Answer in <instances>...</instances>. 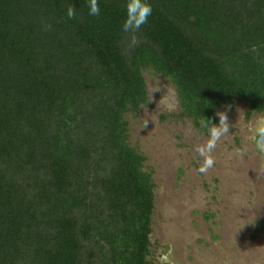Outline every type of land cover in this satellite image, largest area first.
Returning a JSON list of instances; mask_svg holds the SVG:
<instances>
[{
  "label": "trees",
  "instance_id": "trees-1",
  "mask_svg": "<svg viewBox=\"0 0 264 264\" xmlns=\"http://www.w3.org/2000/svg\"><path fill=\"white\" fill-rule=\"evenodd\" d=\"M90 2L0 0V264H152L155 186L126 121L144 72L201 133L236 100L264 113V0H148L130 33L128 0Z\"/></svg>",
  "mask_w": 264,
  "mask_h": 264
},
{
  "label": "rangeland",
  "instance_id": "rangeland-1",
  "mask_svg": "<svg viewBox=\"0 0 264 264\" xmlns=\"http://www.w3.org/2000/svg\"><path fill=\"white\" fill-rule=\"evenodd\" d=\"M148 102L128 114L129 144L146 158L155 211L152 264H264V113L247 119L236 100L220 125L201 133L181 110L176 87L144 72ZM255 137V140L253 139ZM211 164V166H209Z\"/></svg>",
  "mask_w": 264,
  "mask_h": 264
},
{
  "label": "clouds",
  "instance_id": "clouds-1",
  "mask_svg": "<svg viewBox=\"0 0 264 264\" xmlns=\"http://www.w3.org/2000/svg\"><path fill=\"white\" fill-rule=\"evenodd\" d=\"M88 14L90 16L96 17L100 15L101 9L97 0H91L88 5ZM126 17L122 25V31L125 33L139 32L143 26H145L149 18L153 13L151 5L148 0H128L126 4ZM76 17V9H73L69 13V19H74ZM258 135L264 136V132H259ZM255 140V137H253ZM257 148L259 151L264 152V144L258 143ZM211 166V164H209Z\"/></svg>",
  "mask_w": 264,
  "mask_h": 264
},
{
  "label": "water",
  "instance_id": "water-1",
  "mask_svg": "<svg viewBox=\"0 0 264 264\" xmlns=\"http://www.w3.org/2000/svg\"><path fill=\"white\" fill-rule=\"evenodd\" d=\"M261 144H264V137L260 141Z\"/></svg>",
  "mask_w": 264,
  "mask_h": 264
}]
</instances>
